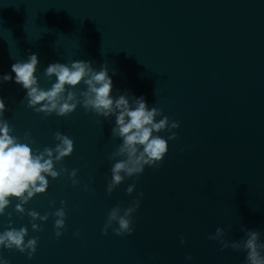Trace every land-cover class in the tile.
<instances>
[{
    "label": "water",
    "instance_id": "1",
    "mask_svg": "<svg viewBox=\"0 0 264 264\" xmlns=\"http://www.w3.org/2000/svg\"><path fill=\"white\" fill-rule=\"evenodd\" d=\"M30 53L38 55L35 75L44 89L56 79L44 75L51 63L90 61L97 71L106 63L113 98L127 95L131 103L143 96L149 108L162 110L157 121H179L161 166H146L138 180L126 178L109 195L111 168L123 158H109L122 143L112 135L115 116L80 105L67 117L28 107L11 65ZM5 73L13 80L0 83V97L12 134L28 142L30 132V147L41 151L55 146L57 131L68 135L74 151L55 167L79 169L80 181L49 177L46 193L24 205L44 215L65 201L59 239L54 216L35 221L42 231H33L27 212L17 213L19 201L11 200L0 232L11 223L27 227L25 241H39L31 259L0 247L8 264H246V252L221 251L208 239L218 227L225 230L222 241L242 240L243 226L259 231L264 243V0H0ZM84 89L81 83L75 90ZM139 192L133 233L117 236L110 227L102 234L109 211L128 207Z\"/></svg>",
    "mask_w": 264,
    "mask_h": 264
},
{
    "label": "clouds",
    "instance_id": "2",
    "mask_svg": "<svg viewBox=\"0 0 264 264\" xmlns=\"http://www.w3.org/2000/svg\"><path fill=\"white\" fill-rule=\"evenodd\" d=\"M39 64L38 55L30 53L26 60L17 61L11 65V72L14 73L15 83L26 90L25 99L27 106L37 113H44L50 116L55 113L57 116L67 117L80 105L85 111H90L97 116L108 118L115 116V126L112 128L113 137H120L122 143L109 157H123L117 160L111 168V180L107 184V193H111L122 184L126 178L135 177L136 180L144 173L145 167L159 168L169 150L168 141L177 140L178 133L174 131L180 127L179 121L170 120L168 116L157 121L156 117L162 116V110L157 107H148L145 97H133L130 103L127 95H119L113 98V81L108 73L106 63L100 70L92 67V62L75 60L70 63H51L45 70V77L51 81L55 76V82L51 87L44 89L38 82L35 75ZM13 80L11 74L0 75V83ZM83 83L86 89L80 90L77 94V86ZM68 86V87H66ZM39 106V107H37ZM6 105L0 97V215L5 214L6 208L12 199L19 201L15 205V211L21 215L27 212L31 218L33 231H42L41 225L35 223L39 220L46 222L49 215L54 216L55 236L59 239L66 227L65 201L61 200L62 207L53 213L41 215L35 210H26L24 205L28 204L37 194H45L49 187V177L56 180L62 174H67L73 186L80 181L76 179L79 169H72L70 172L66 167L59 170L55 167L74 151V140L68 135L57 131L54 139L57 141L54 147H44L33 150L30 143L31 133L25 132L24 140L14 136L13 128L7 119L4 118ZM99 123V121H98ZM167 131V139L159 133ZM183 151V149H181ZM85 191L88 186H84ZM136 189V183L129 185L126 193L131 195ZM143 192L138 193V198L126 207L121 208L119 204L113 207L107 217L102 234L107 235L108 229L117 236L131 235L134 231V213L140 207V198ZM50 206H55V201H50ZM122 213V214H121ZM9 217L11 213H8ZM115 222V227L113 223ZM244 238L238 242H225L220 238L225 235L223 228H216L214 234L208 236L209 240L221 244V251L231 248L236 251L246 252V264H264V243L261 242V233L257 230H249L242 226ZM75 235L79 236L77 231ZM28 236L27 227L19 229L12 227L11 223L7 230L0 232V247L9 250L16 249L20 253H27L29 259L37 250L39 237H33L25 241ZM185 243L181 237V244ZM150 259H152L150 257ZM192 260V256L186 257ZM0 264H8L7 260L0 257Z\"/></svg>",
    "mask_w": 264,
    "mask_h": 264
}]
</instances>
